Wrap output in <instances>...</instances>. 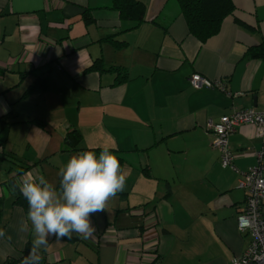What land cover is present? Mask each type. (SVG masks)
I'll use <instances>...</instances> for the list:
<instances>
[{
    "label": "crops",
    "instance_id": "crops-1",
    "mask_svg": "<svg viewBox=\"0 0 264 264\" xmlns=\"http://www.w3.org/2000/svg\"><path fill=\"white\" fill-rule=\"evenodd\" d=\"M142 2L133 28L112 0H0V264L34 239L15 201L19 173L31 165L57 185L72 153L103 147L119 158L124 190L92 216L87 238L49 237L39 264H231L248 247L236 226L246 196L238 183L261 140L253 126L238 127L228 136L233 167H221L207 125L235 108L264 111V57L248 53L264 52V0H231L203 43L179 0ZM97 58L126 78L92 70ZM195 74L224 89L193 87ZM39 76L43 87L28 93ZM72 129L81 140L67 150Z\"/></svg>",
    "mask_w": 264,
    "mask_h": 264
},
{
    "label": "clouds",
    "instance_id": "clouds-1",
    "mask_svg": "<svg viewBox=\"0 0 264 264\" xmlns=\"http://www.w3.org/2000/svg\"><path fill=\"white\" fill-rule=\"evenodd\" d=\"M57 175L58 186L43 175L32 173H25L15 185L27 202L33 251L46 246L49 237L70 239L73 233L81 238L90 236L95 231L92 216L106 210L124 190L127 179L119 158L108 147L99 153H72ZM4 235L0 229V237ZM26 259L30 264H39L40 257L30 252Z\"/></svg>",
    "mask_w": 264,
    "mask_h": 264
},
{
    "label": "built area",
    "instance_id": "built-area-1",
    "mask_svg": "<svg viewBox=\"0 0 264 264\" xmlns=\"http://www.w3.org/2000/svg\"><path fill=\"white\" fill-rule=\"evenodd\" d=\"M190 82L193 87L224 89L220 79L210 80L199 74L192 75ZM242 125H251L261 140V148L257 152V164L248 168L238 187L246 191L243 208L236 215V226L240 232L250 235L251 241L246 250L234 258L231 264H264V111L254 108H235L231 113L220 117L217 122L207 125L211 137V146L219 152L221 167H233L236 157L229 146L228 136ZM26 170L17 178V184Z\"/></svg>",
    "mask_w": 264,
    "mask_h": 264
},
{
    "label": "trees",
    "instance_id": "trees-1",
    "mask_svg": "<svg viewBox=\"0 0 264 264\" xmlns=\"http://www.w3.org/2000/svg\"><path fill=\"white\" fill-rule=\"evenodd\" d=\"M179 6L187 22L189 33L199 40L200 43H203L207 38L216 34L223 18L232 12L231 0H179ZM111 8L118 12L120 19L133 21V28H137L144 21L145 5L142 0H112ZM88 14V11L83 13L85 21L90 20ZM107 39L117 49L124 47L126 44V42L116 40L112 36H108ZM257 49L258 48H251L248 50V53L253 57H264V52H262V50L258 51ZM91 69L97 71H113L116 73L118 81H122L126 78V72L124 70L113 65L105 67L100 58L93 61ZM43 85L44 78L39 76V78L29 86L27 92L29 93V91H32L33 89L42 88ZM80 140L81 136L78 131L75 129L69 130L65 137L66 149H76ZM29 167H31V165ZM29 167H25L19 174L28 170ZM59 179L60 177L58 176L57 186L59 184ZM17 192L18 195L15 201L21 203L27 211V202L19 192L18 187ZM30 252H32L33 256L38 255L40 257L37 251H33L32 243L28 242L19 258H12V260L9 259L6 264H14L16 261L20 264H30V261L26 259L29 257Z\"/></svg>",
    "mask_w": 264,
    "mask_h": 264
}]
</instances>
